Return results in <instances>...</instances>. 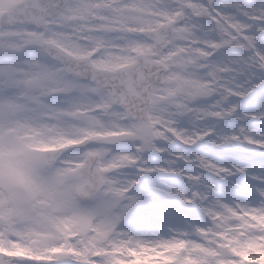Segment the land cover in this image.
I'll return each mask as SVG.
<instances>
[{
    "label": "snow or ice",
    "instance_id": "6c2138e0",
    "mask_svg": "<svg viewBox=\"0 0 264 264\" xmlns=\"http://www.w3.org/2000/svg\"><path fill=\"white\" fill-rule=\"evenodd\" d=\"M0 264H264V0H0Z\"/></svg>",
    "mask_w": 264,
    "mask_h": 264
}]
</instances>
